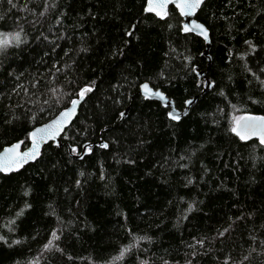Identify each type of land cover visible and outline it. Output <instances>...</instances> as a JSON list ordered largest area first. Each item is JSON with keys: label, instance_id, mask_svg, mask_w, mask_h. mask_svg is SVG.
Segmentation results:
<instances>
[{"label": "trees", "instance_id": "obj_1", "mask_svg": "<svg viewBox=\"0 0 264 264\" xmlns=\"http://www.w3.org/2000/svg\"><path fill=\"white\" fill-rule=\"evenodd\" d=\"M55 2L57 8L44 17L39 16L42 0H13L16 8L7 0L0 2V15L7 17L0 22L5 25L0 30L21 24L27 33V46L0 53V145L25 140L30 125L16 122L5 127L3 122L12 113L21 115L43 106L46 89L59 86L65 79L55 74L53 65L71 63L69 57L76 61L73 87L95 82L96 91L79 109L70 132L75 139H63L64 144L74 145L80 152L85 139L95 142L114 138L119 143L110 144L109 149L96 145L82 159L69 155L67 147L49 156L45 147L46 161L59 160L55 169L50 163L33 162L7 179L0 174V235L9 240V244L0 242V264L33 258L39 264H139L142 259L148 264H163L165 260L168 264H184L193 237H208L210 241L202 249L196 246L201 254L192 257L193 264H221L229 255L243 264L242 257L251 249L259 253L264 247L260 244L264 235L259 216L255 220L235 218L262 208L264 152L258 150L257 158L252 159L251 147L229 129L232 116L264 108L248 102L249 96L253 100L264 98V88L258 87L247 71L251 67L255 72L257 64L264 67V50L260 47L264 46V0H206L198 11L197 19L210 30L212 62L208 75L215 81L204 93L203 79L197 71L208 66L205 42L196 34L177 31L183 19L174 6L166 18L173 25L169 29L165 21L142 11L145 0ZM24 4L27 9L22 8ZM35 19L43 21V26L36 25L33 30L27 21ZM126 31L133 35L129 37ZM37 36L40 39H35ZM125 41L133 46L131 55L111 56L110 48L119 45L124 49ZM245 41L258 45L256 51H249ZM85 46L89 50L80 52ZM36 81L39 91L32 87ZM129 81L134 82L131 87ZM143 82L162 89L179 109L197 94L198 100L180 121H171L166 115L169 108L139 94L138 86ZM221 90L225 96L220 95ZM118 92L132 98L115 106L120 111L129 109L122 124L109 123V131L92 114L99 105L111 112L109 97L115 98ZM57 114L56 107L46 111L43 122ZM137 138L147 141L142 149L135 148ZM252 143L257 141L253 139ZM128 146L135 151L128 152ZM126 153L136 159L135 164L126 162ZM101 170L104 179L100 178ZM80 172L85 175L80 176ZM76 179L81 180L80 187L75 185ZM25 189H29L28 195ZM26 202L32 207L24 208ZM189 203L194 207L185 211ZM21 209L23 215L17 216ZM233 222L226 237L212 239L219 229ZM52 228L63 229L57 243L64 253L44 252L41 258L42 245ZM139 236L151 239L137 240ZM12 239L21 243L11 245ZM124 245L131 246L130 251L114 259ZM256 253L255 264H261L264 257Z\"/></svg>", "mask_w": 264, "mask_h": 264}, {"label": "snow or ice", "instance_id": "obj_2", "mask_svg": "<svg viewBox=\"0 0 264 264\" xmlns=\"http://www.w3.org/2000/svg\"><path fill=\"white\" fill-rule=\"evenodd\" d=\"M2 2V0H0ZM8 4L12 8L18 7L16 3H13V0H7ZM206 0H145V3L142 5V11L145 13L152 14L154 17L159 18V20L165 21L167 28L172 29L173 25L167 23V19L170 17L169 6L174 5V10H178L179 15L181 17H192L197 14L198 10L202 8L205 4ZM23 9H27L28 5L24 4L22 6ZM42 8L43 10L39 12L40 17H44L47 12L51 9L57 8V4L55 0H52V3H49V0H42ZM31 11H35L34 9ZM262 14H264V10H262ZM6 15H0V22L6 20ZM17 20H21L23 18L16 17ZM27 23L31 26L33 30H35L36 25L43 26V21L40 19H35L34 21H27ZM57 23H60V18L57 17ZM4 24H0V29L4 28ZM132 28L135 29L136 25H132ZM178 32L183 33H192L196 32L200 36L203 37L205 41L209 40V26H206L204 22H199L196 19H191L188 22L181 21L179 28L177 29ZM129 37L133 35L132 31H126L125 33ZM87 35V34H85ZM40 36H43V33H40ZM40 36L35 37V39H40ZM47 39V37H44ZM139 39V37L137 38ZM125 48L121 49L119 45H115L110 48L109 52L110 55L113 57L122 56L127 58L131 55L133 51V46L125 41ZM245 44L249 45V51L255 52L258 45L253 44L251 41H245ZM21 45L27 46V33L25 32L24 27L21 24H16L15 29H11L8 31L0 30V53H6L9 49H15L20 47ZM261 50H264V46H260ZM89 49L88 47H81L79 49L80 52H87ZM65 56H68V52L65 51ZM231 52L229 53V58H231ZM185 60H190V57H183ZM71 63L64 62L61 64V67H56L53 65L55 74L64 75L65 79L63 82L59 84L57 87H49L46 89L47 99L43 100V106L37 108L36 111H32L28 109L26 112L22 113L21 115H15L12 113L8 119H6L3 123L4 126H14L16 122H20L24 125H30V129L26 131L25 140L16 139L15 142L6 143L4 145H0V174L2 178L7 179L9 175L12 173H19L21 169L25 167V165H29L30 162H37L39 164H46L50 163L51 167L55 169L58 164L59 160L55 163H52L51 160H45V152L43 149L47 148V154L49 156H54L58 154V150L62 149L63 147H67L69 150V155L75 154L77 156L80 155V152L77 151V148L71 144H61L60 139L65 140H73L75 139L74 136L70 135L71 130L73 129V125L75 124L76 119H78V112L79 109L83 108L84 104L88 103L91 100L93 94L96 91V84L95 82L85 83L83 86H77L74 88L73 86L76 84V79L73 76L75 71L76 61L69 57ZM59 63V62H58ZM62 69H67L68 71L63 72ZM256 71L254 72L251 67H247V71L252 73V77L255 81L258 82V87L264 88V67H261L260 64L256 65ZM193 71L196 69L193 67ZM199 74V73H198ZM11 75V73H9ZM49 75H52L50 73ZM162 75V73H161ZM45 80L48 79L47 76L44 77ZM126 79V78H125ZM231 79V77H229ZM129 86L131 87L134 82L129 81ZM171 83V80L168 81ZM202 83L207 87H212L215 85V81H210L207 77L204 78ZM252 83V81H249ZM19 87V85H17ZM32 87L35 88L37 91L40 90L39 88V81H36L32 84ZM119 87V86H116ZM139 94H142L145 99H150L152 97H160L161 99H165V92L153 87H150L148 82L141 83L138 86ZM64 89H69L70 91H64ZM27 91V89H24ZM13 92L16 91L15 88L12 89ZM221 96H225L223 90L220 92ZM131 95L127 93H117L115 98L109 97L112 101V110L111 112L108 111L105 105H99L98 110L92 114V118L98 123L104 126V129H108L109 131V123L113 121H119L121 124L123 123L124 119L127 116L125 111H120L117 105H123L125 99H131ZM29 103H36L35 100L28 101ZM248 102L252 105H264V98L253 100L251 96L248 97ZM185 104H192V100H186ZM62 107H57L61 106ZM56 107V111L58 115H55L54 118L49 117L47 122H43V114L46 111H52V109ZM165 107H168L166 104ZM233 109H235V105H232ZM218 111H220L218 109ZM115 113V115H113ZM167 117L171 121H180L181 116L178 112L175 111L173 108L172 110L167 111ZM85 131H87V125H84ZM102 129V130H104ZM230 132L235 134L239 141L245 142L251 147V152L253 155L251 156L252 159H256L255 153L259 150L264 152V108H253L252 110H245L241 115H234L231 117V126ZM80 135H84L83 132H80V129H76ZM253 138L257 141V143L253 144ZM51 142V143H49ZM119 141L114 138H110L108 140H102L99 143V147L102 149H109L110 144H118ZM147 143L142 138H137L135 148L142 149L144 145ZM30 144V146H25ZM23 147V150L22 149ZM135 148L132 146H128V152H134ZM81 151H87L91 153L93 151L92 144L88 143L87 139L82 146ZM139 158H143L140 153H136ZM125 159L128 164H135L136 159L133 158L131 155L125 154ZM119 163V161H117ZM162 166V165H161ZM181 167H186V165H180ZM155 167V165H153ZM40 171H43L41 169ZM80 176H84V172L79 173ZM100 178L104 179L103 171L101 170ZM191 183V181H189ZM75 185L77 187L81 186V180L76 179ZM52 191L53 189H49ZM65 192H68L69 189L65 188ZM25 195L29 194V189H25ZM180 199H183L181 197ZM32 205L28 204L27 202L24 205V208H31ZM194 207L193 203H189L187 209L185 211H191ZM53 214H55L53 212ZM23 215V209L17 212V216ZM47 215V213H46ZM259 216L262 223L260 224L259 228L261 230V234L264 235V201H262V208L260 209H253L249 212H242L241 216L236 217L235 220H241L248 217H251L253 220ZM187 218L186 216L184 217ZM58 221L63 224V221L57 217ZM67 227V225H64ZM234 222L229 223L227 227L219 229L216 233V237L212 239H216L217 237H226V234L230 233L233 229ZM63 229L60 228H52L50 230V236L47 238V241L43 243L42 249L40 252V257L43 258L44 252H53L58 251L61 254L64 253V249L60 247L57 241L60 240L62 235ZM74 235L70 233V236ZM35 239V237H33ZM67 239V238H66ZM137 240H150L151 237L148 236H139L136 238ZM194 243L189 244V252L185 254V261L184 264H193L192 257H197L201 254L200 250L197 249V245L201 246V249L206 243H210L208 237H202L197 239L196 237L192 238ZM255 239V237H253ZM0 242L4 244H9V240L0 235ZM223 243V241H220ZM20 240L12 239L11 245H18L20 244ZM260 244L264 246V240L260 241ZM9 245V246H11ZM131 246L124 245L121 246L119 255L114 257V259H121L125 256L126 253L130 251ZM211 251V248L208 249ZM253 253H256V249H251L248 254L242 257L243 264H255V258ZM256 256L264 257V247L261 248L259 253H256ZM71 259V257H68ZM14 264H39V260L36 258L30 260L20 261L17 260ZM106 264H111V262H106ZM139 264H148L147 260H140ZM163 264H168V261H163ZM221 264H241V260L234 259L231 255L225 257L224 261ZM264 264V261L261 262Z\"/></svg>", "mask_w": 264, "mask_h": 264}, {"label": "water", "instance_id": "obj_3", "mask_svg": "<svg viewBox=\"0 0 264 264\" xmlns=\"http://www.w3.org/2000/svg\"><path fill=\"white\" fill-rule=\"evenodd\" d=\"M171 6H174V5H170L169 8H170ZM198 11H199V10H198ZM197 13H198V12H197ZM182 19H183V21H185V22H188V21H190L191 19H196L197 21L201 22L200 20L197 19V14L194 15V16H192V17H182ZM192 33L198 35L199 37H201V38L203 39V37L200 36L198 33H196V32H192ZM203 40H204V39H203ZM204 42H205L204 55L208 58V66H207L206 69H202V70L197 71V75L199 76V78H201V79H203V80H204L205 77H207L208 80L212 81L211 78H210L209 75H208V71H209V69H210V67H211V62H212V56H211V53H210V49H211V36H210V30H209V40H208V41H205V40H204ZM198 73H199V74H198ZM143 83H145V82H143ZM149 85H150V83H149ZM150 87H153V86L150 85ZM153 88H154V87H153ZM211 88H212V87H207V86L204 85L202 93H204V92L210 90ZM154 89H156V88H154ZM159 90L163 91L162 89H159ZM138 92H139V91H138ZM141 95H142V94H141ZM142 96H143V95H142ZM165 96H166L165 99H161L160 97H155V96H154V97L150 98L149 100H157V101H159L164 107H165V105L167 104L168 107H166V108H169V110H172V109L174 108L175 111L178 112V113L180 114L181 119H182L184 116H186V115L189 113L191 107L197 102V100H198V96H199V95L197 94V95L193 96L192 98H189L188 100H192L193 103L190 104V105L185 104V107H184L183 109H179V108H177L174 99L171 98V97H169L166 93H165ZM143 97H144V96H143ZM128 109H129V107L126 108V110H125L126 113H127ZM57 115H58V114H57ZM53 118H54V117H53ZM58 139H60L61 144L63 145V144H64L63 139H61V138H58ZM253 139H255V138H253ZM102 140H103V139L101 138V139H99L98 141H95V142H88V143L92 144L93 147L96 146V145L99 146V143H100ZM49 143H51V142H49ZM28 146H30V144H29ZM23 147H24V146H22V149H21V150H23ZM87 153H88L87 151H80V155H79V156H77V155H75V154H72V156H73L74 158H77V159H82ZM30 163H33V162H30ZM25 166H26V165H25Z\"/></svg>", "mask_w": 264, "mask_h": 264}]
</instances>
